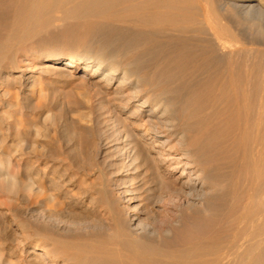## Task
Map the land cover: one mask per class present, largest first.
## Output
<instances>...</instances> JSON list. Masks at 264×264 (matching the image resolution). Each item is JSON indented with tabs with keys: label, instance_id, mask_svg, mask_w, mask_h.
Masks as SVG:
<instances>
[{
	"label": "bare ground",
	"instance_id": "6f19581e",
	"mask_svg": "<svg viewBox=\"0 0 264 264\" xmlns=\"http://www.w3.org/2000/svg\"><path fill=\"white\" fill-rule=\"evenodd\" d=\"M12 3L1 55L57 15L75 19L73 44L99 53L91 76L101 69V80L110 85L116 75V98L125 105L138 101V110L153 106L154 119L140 118L142 135L161 148L159 155L145 154L142 177L131 178L139 184L130 186L126 209L116 204L105 181L78 178V196L91 206L78 205L74 213L86 220L97 213L102 225L53 238L55 249L43 247L45 255L63 257L62 264H227L234 257L236 264H264V198L258 197L264 190V64L250 52L258 45L264 55V0ZM49 59L52 68L63 62L65 71L78 63L73 55ZM12 180L0 163V188ZM95 194L101 195L98 204H92ZM155 207L164 214L151 222ZM37 255L43 258L30 264H48L44 254ZM5 261L0 264L14 263Z\"/></svg>",
	"mask_w": 264,
	"mask_h": 264
},
{
	"label": "rangeland",
	"instance_id": "374dc122",
	"mask_svg": "<svg viewBox=\"0 0 264 264\" xmlns=\"http://www.w3.org/2000/svg\"><path fill=\"white\" fill-rule=\"evenodd\" d=\"M13 11L12 0L0 1L1 40L10 32ZM73 22L75 19L57 15L27 40L13 42V52L0 53V163L13 178L8 188H0L1 262L9 263L12 259L13 264H30L34 257L41 260L42 255L37 254H44L43 261L48 264H62L63 257L51 260L43 247L52 251L55 249L53 238L88 233L103 222L97 213L91 220L74 213L79 206L82 209L91 206L89 199L78 196L80 184L76 180L87 174L83 179L105 181L104 187L116 199V204L126 209V200L131 197L126 195L130 186L139 184L136 180L131 182V178L138 174L142 177L147 166L145 154L156 156L157 150H161L153 147L151 136L142 135L145 125L140 118L154 119L149 115L153 106L138 110V101L125 105V99L116 98L120 88L116 75L112 76L110 85L101 80V69L91 76L99 53L73 44L69 35L76 34ZM261 47L255 45L250 51L257 56L259 65L264 64ZM52 55L63 58L73 55L78 63L70 71L61 69L63 62L52 68L49 65ZM87 60L92 62L86 65L83 62ZM263 191L260 190L258 197L264 198ZM65 194L70 195L68 200L62 197ZM95 196L92 204L101 197ZM71 200L78 204L74 205ZM230 205L227 202L225 207ZM151 214L153 222L159 221L164 213L155 207ZM229 229L224 235L227 240ZM236 263L238 260L234 257L227 264Z\"/></svg>",
	"mask_w": 264,
	"mask_h": 264
}]
</instances>
